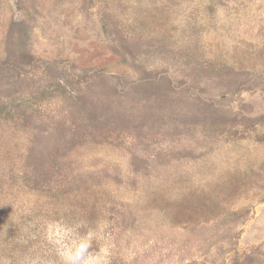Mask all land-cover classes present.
<instances>
[{"label":"rangeland","instance_id":"rangeland-1","mask_svg":"<svg viewBox=\"0 0 264 264\" xmlns=\"http://www.w3.org/2000/svg\"><path fill=\"white\" fill-rule=\"evenodd\" d=\"M64 224L264 264V0H0V264H61Z\"/></svg>","mask_w":264,"mask_h":264},{"label":"clouds","instance_id":"clouds-1","mask_svg":"<svg viewBox=\"0 0 264 264\" xmlns=\"http://www.w3.org/2000/svg\"><path fill=\"white\" fill-rule=\"evenodd\" d=\"M102 238L99 226L89 227L84 232L79 230V225L64 224L57 227L54 242L61 264H108V249L93 248L94 242H99Z\"/></svg>","mask_w":264,"mask_h":264}]
</instances>
